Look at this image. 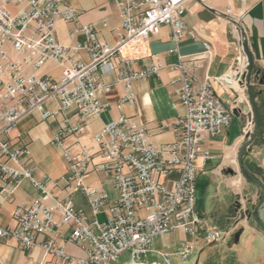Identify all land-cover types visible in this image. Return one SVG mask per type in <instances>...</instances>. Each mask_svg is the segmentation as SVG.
I'll list each match as a JSON object with an SVG mask.
<instances>
[{
    "label": "built area",
    "instance_id": "2783aa9c",
    "mask_svg": "<svg viewBox=\"0 0 264 264\" xmlns=\"http://www.w3.org/2000/svg\"><path fill=\"white\" fill-rule=\"evenodd\" d=\"M185 1L114 0L121 31L113 44L100 41L93 24L84 23L70 32L82 35V41L65 46L56 39V22L75 21L76 7L65 0H0V205L22 179L39 191L29 204L14 207L10 224L0 226V238H15L26 247L35 242L36 235H44L45 252L61 264H110L125 251L131 264H143L153 240L171 230L180 229L191 240L200 237L205 244L233 236L235 224L225 229L208 225L195 207L197 160L205 163L213 157L204 148V135L222 132L233 112L207 80L187 68L182 56L172 66L176 75L169 79L172 94L183 107L171 125L174 140L157 145L144 126L120 113L92 136V145L76 142L78 149L71 151L66 144L69 136L81 132L87 119L106 106L96 91L108 89L111 83L101 81L100 73L116 71L114 83L122 88L117 100L120 107L135 101L134 80L161 70L158 61L133 68L131 59L121 53L124 46L143 43L162 25L170 28L174 43L184 36L195 38L181 17ZM203 44L207 54L209 44ZM79 50L87 53L88 61L76 56ZM47 62L57 64V77L39 73ZM48 98L55 99V110L47 108ZM71 106L78 120L71 123L63 116L49 141L62 150L66 171L57 177H37L27 147L12 144L9 131L29 112H39L48 120ZM93 170L111 180L116 198L109 199L104 190L83 181ZM172 172L177 177L169 187L165 180ZM55 189L84 192L89 214L71 205L70 194L59 197ZM100 212L106 213L101 220L97 218ZM62 224L68 226L65 241L76 244L83 256H71L63 244H55ZM193 248L192 241H185L174 255L184 261ZM171 254L159 252L164 264H171Z\"/></svg>",
    "mask_w": 264,
    "mask_h": 264
},
{
    "label": "crops",
    "instance_id": "0c3cea01",
    "mask_svg": "<svg viewBox=\"0 0 264 264\" xmlns=\"http://www.w3.org/2000/svg\"><path fill=\"white\" fill-rule=\"evenodd\" d=\"M79 10L73 22H56L55 35L59 43L72 46L82 41V35H70L75 25L91 23L102 42L113 44L121 31L120 14L114 0H65ZM227 8L230 12H227ZM181 17L188 28L195 33V38L184 36L174 43L170 38V28L162 25L158 33L151 35L137 46H124L121 53L131 59L133 68H142L158 61L162 68L157 75L139 78L133 81L135 101L131 104L117 105L122 95L119 83H114L116 71L100 73L101 81L111 83L108 89H98L96 96L105 103L102 111L87 119L81 132L71 135L66 144L71 151H76L77 144L92 145V136L101 127L115 119L120 113L132 118L137 125L144 126L153 142L162 145L174 140L172 122L183 112V107L172 94L169 79L176 75L172 68L178 62V56L185 60L187 68L199 78L207 80L214 93L223 104L233 110L230 123L217 135H204V148L213 156L205 163L197 160L195 207L206 224L225 229L235 224L232 237L218 242L205 244L198 237L190 239L182 230L175 229L156 238H170L160 248H151L147 253H154L161 259L159 252H170L173 260L187 261L189 264H264V230L252 217L258 204L257 216L264 224V198L261 187L251 179H258L264 186V0H186L181 6ZM244 30L249 49L253 56L251 76V93L257 114V129L251 143L242 148L238 163V149L248 139L253 125L245 108L247 94L242 75L245 67V56L241 46V32ZM204 42L209 44L205 53ZM76 56L88 61L84 50ZM118 64L116 59L113 60ZM58 66L47 62L39 73L58 76ZM259 71L256 76L255 72ZM46 106L55 110V99L48 98ZM67 116L71 123L78 120L75 107L71 106L56 114L54 119L43 120L39 112L32 111L20 118L15 127L9 131L10 142L26 146L29 152L28 161L36 164L35 175L47 174L57 177L66 171V161L62 150L50 145L49 141L59 123ZM172 172L166 181L176 178ZM90 187L104 190L109 199L117 197V190L111 180L103 173L93 170L83 177ZM59 197L70 194L71 205L89 214L88 199L84 192L76 190H54ZM39 196V191L28 180L22 179L15 187L13 195L0 205V226L11 222V212L17 205H26ZM105 212L97 214L103 219ZM67 225L57 228L56 245L63 244L64 250L71 256L81 257L83 251L71 242L65 241ZM240 232L237 239L235 233ZM44 235H36L35 242L24 247L15 238H0V264H61L60 259L47 254L42 246ZM185 241H192L194 248L189 257L182 261L174 252L181 248ZM153 246V244H152ZM143 264H163L158 260L146 261ZM131 264V263H129Z\"/></svg>",
    "mask_w": 264,
    "mask_h": 264
},
{
    "label": "water",
    "instance_id": "95a60500",
    "mask_svg": "<svg viewBox=\"0 0 264 264\" xmlns=\"http://www.w3.org/2000/svg\"><path fill=\"white\" fill-rule=\"evenodd\" d=\"M237 28L241 32V46H242V51H243L244 56H245V67H244V72H243V75H242V80H243L244 86L246 88V94H247V100H248L246 105H245V108L247 109V111L249 113V117H250V120H251L252 125H253L252 131L248 134V139L238 149V152H237L238 163L241 164V161H240L241 150H242V148L248 146L251 143L252 138L255 135V132H256V129H257V114H256V107H255V104H254L253 96H252V93H251V85H250L251 76H252V68H253V56H252V53H251V51L249 49L248 42H247V37H246V34H245L244 30H242V28H240V26H237ZM258 73H259V71L255 72L256 76L258 75ZM239 111H240L239 108H234L232 110V112L235 115ZM244 171L246 172V174L251 179H253L261 187V189L263 190L262 198H264V186L261 184V182L258 179L253 178L251 176V173L246 168H244ZM260 204H261V202L258 204V206H257L256 210L254 211L252 217L261 226V228L264 230V224L261 222V220L257 216V209L260 206ZM240 232L241 231L235 233V235H234L235 239L238 238Z\"/></svg>",
    "mask_w": 264,
    "mask_h": 264
},
{
    "label": "rangeland",
    "instance_id": "374dc122",
    "mask_svg": "<svg viewBox=\"0 0 264 264\" xmlns=\"http://www.w3.org/2000/svg\"><path fill=\"white\" fill-rule=\"evenodd\" d=\"M170 238H155L153 240V248H160L162 244H164L166 241H168ZM158 260V261H161L163 264V260L162 259H159L155 256L154 253H149L147 254V256L144 258V260L146 261H151V260ZM174 261V264H189L190 262V257L187 261L185 262H181V261H176V260H173ZM130 263V259H129V253L128 251H125L117 260L115 261H112L110 262V264H129Z\"/></svg>",
    "mask_w": 264,
    "mask_h": 264
}]
</instances>
